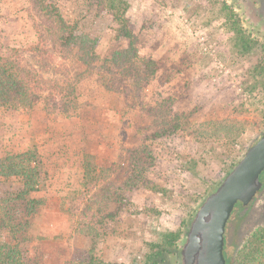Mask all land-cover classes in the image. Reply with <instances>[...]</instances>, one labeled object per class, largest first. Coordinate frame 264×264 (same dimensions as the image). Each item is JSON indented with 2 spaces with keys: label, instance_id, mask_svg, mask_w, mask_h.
I'll list each match as a JSON object with an SVG mask.
<instances>
[{
  "label": "rangeland",
  "instance_id": "rangeland-1",
  "mask_svg": "<svg viewBox=\"0 0 264 264\" xmlns=\"http://www.w3.org/2000/svg\"><path fill=\"white\" fill-rule=\"evenodd\" d=\"M259 3L128 0L131 39L103 4L46 0L78 35L64 45L38 0H0V52L77 103L53 112L61 95L49 89L56 100L0 107V158L31 151L43 178L28 264H152L161 246L158 264H180L194 213L264 131V81L252 77L264 54ZM237 29L259 47L244 51ZM261 179L249 212L238 218V204L228 223L234 254L264 224Z\"/></svg>",
  "mask_w": 264,
  "mask_h": 264
},
{
  "label": "trees",
  "instance_id": "trees-1",
  "mask_svg": "<svg viewBox=\"0 0 264 264\" xmlns=\"http://www.w3.org/2000/svg\"><path fill=\"white\" fill-rule=\"evenodd\" d=\"M38 2L43 9L55 17L64 32H67L60 36L61 43L64 45L77 43L78 35L74 33L71 26H68V22L61 15L59 9L55 5L45 4L46 0H38ZM92 3L105 5L120 23L121 33L126 37L133 38L126 18V11L129 7L128 0H92ZM236 31L240 34V46L244 51L250 52L258 45L257 41L246 37L240 29ZM252 77L254 80H259L262 77L264 81V54L255 65ZM262 85L264 86V82ZM49 89L57 90L61 95L57 101L56 109L52 107L51 111H69L76 107L77 103L71 106L75 94L66 96L65 94L68 92L63 90L62 83L52 85L50 80H46L40 74L36 75L14 55V52H0V107L30 108L38 101L47 103L51 97L56 100L54 95L51 96V92L47 93ZM71 92H75V87L71 89ZM39 164L37 156L31 151L9 154L0 158V221L9 234L8 240H0V264H28V249L24 242L31 226L32 217L44 204L43 198L36 195L43 183ZM168 238L171 242L170 245L174 243L176 245V242L181 239V232L170 231L166 234V239ZM225 248V256L231 264H264V224L259 225L252 232L237 254H234L235 249L232 242L226 244ZM168 249V246H161L160 250L150 256L152 264H158L160 262L158 258ZM95 262L96 258L89 261L88 264H96Z\"/></svg>",
  "mask_w": 264,
  "mask_h": 264
},
{
  "label": "water",
  "instance_id": "water-1",
  "mask_svg": "<svg viewBox=\"0 0 264 264\" xmlns=\"http://www.w3.org/2000/svg\"><path fill=\"white\" fill-rule=\"evenodd\" d=\"M259 2V17L264 18V0ZM263 171L264 131L194 213L180 248V264H231L225 256L228 223L238 203L243 207L238 218L249 212L263 187Z\"/></svg>",
  "mask_w": 264,
  "mask_h": 264
},
{
  "label": "flooded vegetation",
  "instance_id": "flooded-vegetation-1",
  "mask_svg": "<svg viewBox=\"0 0 264 264\" xmlns=\"http://www.w3.org/2000/svg\"><path fill=\"white\" fill-rule=\"evenodd\" d=\"M259 4H260V3H259ZM238 204H240V203H238ZM238 204H237V205H238Z\"/></svg>",
  "mask_w": 264,
  "mask_h": 264
}]
</instances>
